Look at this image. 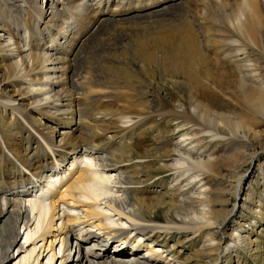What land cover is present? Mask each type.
<instances>
[{"label":"bare ground","instance_id":"1","mask_svg":"<svg viewBox=\"0 0 264 264\" xmlns=\"http://www.w3.org/2000/svg\"><path fill=\"white\" fill-rule=\"evenodd\" d=\"M41 3L0 0V82L7 84L0 86V264L15 257L21 224L28 230L20 264L30 262L38 241L45 264H170L186 241L217 253L213 264L254 252L255 223L236 215L246 208L264 220V189L261 199L251 191L246 203L227 205L243 191L236 166L260 158L252 142L264 115V0ZM158 41L162 56L147 47ZM97 50L99 60L90 59ZM159 57L164 71L187 78V97L152 81L142 87L118 70L124 63L137 79ZM68 162L71 177L54 191ZM44 185L51 205L30 198ZM133 232L164 250L142 255L139 243H127Z\"/></svg>","mask_w":264,"mask_h":264},{"label":"rangeland","instance_id":"2","mask_svg":"<svg viewBox=\"0 0 264 264\" xmlns=\"http://www.w3.org/2000/svg\"><path fill=\"white\" fill-rule=\"evenodd\" d=\"M40 2H42L41 5L44 4L46 6L49 2H51V0H40ZM166 25H164L162 27V28L165 29V31H167L170 28L168 26V24H166ZM150 32L152 33L153 31H150ZM151 37L153 38V36H151ZM147 47H148V49L151 52H154L157 49L159 51V55L160 56H162V54L164 52V49L161 46V42L160 41H158V43L157 42H150L149 44H147ZM126 52L129 53V50L126 51ZM101 55H102L101 51L97 50L90 57V59L98 61L99 57ZM138 61H141V59L139 58ZM162 61H165V60H163V59H161L159 57L158 60L152 61L151 63H146L142 68H139L138 71H140L141 73L139 72L137 74V76L139 77L137 79H136V76H135L136 73H134L130 69V67L126 66L124 63L119 64V66L118 65L117 66H118V70L120 69L119 71L124 76L127 75L130 78L134 79V81L141 80L143 84L140 83V85L142 87H147V84L152 81V82H155L158 85L159 88H163V89H165L167 91H173V92H176V93H178L180 95L184 94L187 97V94L189 93L188 92L189 91V87L186 84L187 78L185 79V77L177 75L175 72L164 71V69L162 68V65H161L163 63L160 64V62H162ZM115 69H117L116 66H115ZM199 73L202 75V77L204 75H206V73H204L201 70L199 71ZM0 76H2L1 73H0ZM0 79H1V77H0ZM176 79L178 81L173 83V80H176ZM0 86H2V87L5 86L4 88H6L7 84H6V82L5 83L4 82H0ZM8 91L11 92L15 96V98H18V96H16L13 93L11 88L10 89L8 88ZM234 104L235 103H232V105H231V112L237 113L239 111V109L236 110V107H235ZM243 112H245V111L243 110ZM230 114H233V113H230ZM14 115L15 114H13L10 110L7 112V117L12 122L15 120V116ZM36 115L38 116L37 119H39L41 121V123H47V125L49 123V125H53V127H57L60 131H63L64 127L61 126V125H58V124H54L49 119V117L47 115L39 114L37 112H36ZM256 115L257 114H255V116ZM256 122H257V124L254 126V132L256 131V129H257V131H256V136L253 138V142L252 143H253L254 149L257 150L260 153V158H259L258 161L254 160L253 162H251L249 160V158L246 156L244 158L246 161H244V163H241V165H239V168H237V166H236V171L239 170L241 175L244 176L242 178V181H241L242 189H243L244 192L242 191V192H239V193L234 194V195H229L228 199H230V203H228V205H227L228 208H231L235 203H238L239 205L244 204V201L246 203L247 196H248V194L251 191L254 192L252 197H254L256 199L257 198L261 199V195L263 194L264 185L261 182H262L263 177H264V147H263L264 146V115H262V116L261 115H257ZM138 137H141V136H138ZM41 139H43V138H41ZM43 141H45V140L43 139ZM18 146L20 147V149L22 151H24V152L26 151L25 148H26L27 145L23 141H20V139L18 141ZM142 148H145V146L142 147ZM91 159L93 161H95V158L94 159L91 158ZM87 162H89V161H87ZM70 164L71 163H69V162L66 163V173L63 171V172L59 173L60 176L54 178L55 186L54 185L45 186V191H47L46 192L47 194L45 193L44 190L41 191V189H40V192L41 193L43 192L42 194H46V195H37L38 194L37 191H34V192H32V195H31L30 198L36 199V197L38 196L37 199H40V200L43 199L44 204L47 203V204L51 205L52 196H51L50 190H48V189L51 186V188L54 189V191H55L57 188H59L62 185V183L61 184L59 183L61 178L64 179L65 178L64 176H67V178L71 177L69 169H71L72 166ZM93 166H95V164H93ZM154 170H155V168H154ZM98 171L102 173L104 170L99 168V170H97V172ZM99 172H98V174H101ZM156 172H158V171H155L154 173H156ZM105 173L106 172L104 171V174ZM217 182H218V180H217ZM97 185L98 184H96V183L94 184L95 188H96ZM109 185H106V186L104 185L103 187L101 185L100 186L101 188L100 187H98V188H100L101 191H104L105 193H108V191L110 190L115 195L117 188L116 187H112L111 188ZM109 187H110V189H109ZM64 188H63V190H64ZM48 191L50 192V194H48ZM59 194H60V192H58L57 196H59ZM257 195H258V197H256ZM102 199H103L102 201H104V202L106 201L105 198H102ZM98 200H100V198ZM262 203H264V199H263ZM105 204H106V202L102 203V207H104L106 209L104 211L105 212L106 211L110 212V209H107ZM28 207H29V205H28ZM78 212H79L78 214H81V210H79ZM61 213L62 212H60V215H61ZM247 214H248V212H247L246 208H239L238 212H237V215H236V217H237L236 219H239L240 221L246 222V226L248 225L247 222H252V224L255 223L256 227H255L254 233L252 234V239H251L255 243L252 246L254 248V252L251 249H250L251 250L250 253L248 251L245 252L243 250H238V252H239L238 255L239 256L236 255L237 253L236 254L234 253L235 255L233 254V259L230 262H232L231 264H236V262H238V261H239V264H264V260L259 257V254L264 256V220L260 221L259 216L254 214V213L252 215H249V216H247ZM110 218H111V220L113 218V220H116L117 222L122 223L121 220H119L120 218H118L114 214L112 215V217L110 216ZM108 219L109 218H107V221H108ZM59 222H60V220H58V225L60 224ZM33 224H32V228L36 227V231L42 229L41 228V224L39 226H35V222ZM127 224H129V223L127 222ZM22 225L23 224H21V228H20V234L22 235V238H20V240L10 250V254L11 255L15 254V257L8 258L7 260L4 261L3 264H20L19 261L22 259V255L23 254L19 255L18 257H16V256L20 253V250H21L20 244H22V243L25 244L26 243L27 239H25V236L27 235V230H28V229L26 230V227L23 228ZM251 227H253V225H250L249 228H251ZM87 228L92 229V230H96L94 228H91L90 225ZM127 235H129V234H127ZM131 238H133V239L130 240V241H132V243L134 245L139 243V245L137 244L136 246L137 247L140 246L139 248H141L140 251H141L142 255L149 256V254H148L149 253L148 252L149 248H152L154 250H160L159 252H162L164 250L163 248H165L164 246H159V243H153V242L151 243L149 240H147V239L145 240L144 237H142L140 242L138 241L139 240V236L136 237L134 235V237L132 236ZM183 239L184 238L182 237L181 241H183ZM173 240H175V239L169 240V243L172 244L174 242ZM141 242L143 243L142 245H140ZM41 244H42V242L38 241V242H36V244L30 245L29 246L30 248H31V246L32 247H36L35 252H34L30 262H25V261L22 260L21 264H45L46 257L43 258V256L46 254V252L43 253L44 255H42L43 249H41ZM56 244H57L56 245V253H57L58 256H61V254L63 252L62 244L58 240H57ZM133 244H132V246H133ZM258 244H262L263 246H261V245L258 246ZM113 248H114V245H111V247L109 249H113ZM177 250H181V254L178 255V256H180V259L169 260L170 264H177V261H179V262H181L183 264H213L214 259H215L214 257L217 256V253H214L213 255L209 256L207 254V252H203L201 249H198V245L194 246L190 242H187V241L183 242V243L181 242V244L177 247ZM24 251H25V249H24ZM53 264H59V259L57 261H55Z\"/></svg>","mask_w":264,"mask_h":264}]
</instances>
